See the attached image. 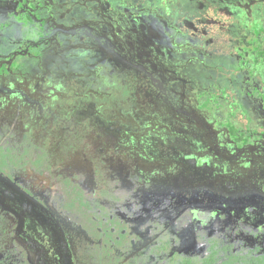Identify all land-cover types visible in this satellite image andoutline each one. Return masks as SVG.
I'll return each mask as SVG.
<instances>
[{"label": "flooded vegetation", "instance_id": "flooded-vegetation-1", "mask_svg": "<svg viewBox=\"0 0 264 264\" xmlns=\"http://www.w3.org/2000/svg\"><path fill=\"white\" fill-rule=\"evenodd\" d=\"M263 254L264 0H0V264Z\"/></svg>", "mask_w": 264, "mask_h": 264}, {"label": "trees", "instance_id": "trees-1", "mask_svg": "<svg viewBox=\"0 0 264 264\" xmlns=\"http://www.w3.org/2000/svg\"><path fill=\"white\" fill-rule=\"evenodd\" d=\"M264 255V254H263ZM239 257V256H238ZM261 257H262V259H263V261H260V262H249L248 264H264V256H260V255H258V258H256V257H254L253 258V260L255 259V261L257 260V261H259V259H261ZM231 258H234L233 256H231ZM237 258V257H236ZM237 259H240V258H237ZM241 259H243V258H241ZM261 259V260H262ZM229 261V260H228ZM228 261H221L220 263H218L217 261L215 262V261H213L211 264H241V263H239L238 262V260H237V262H234V263H228Z\"/></svg>", "mask_w": 264, "mask_h": 264}, {"label": "rangeland", "instance_id": "rangeland-1", "mask_svg": "<svg viewBox=\"0 0 264 264\" xmlns=\"http://www.w3.org/2000/svg\"><path fill=\"white\" fill-rule=\"evenodd\" d=\"M21 181H23V183H25V176L24 177H22L21 178ZM27 185H31V187L33 188V191L35 192V193H38V194H42L43 193V191H42V189H38L36 186H35V182L33 181V183L31 184V182H29V181H27V183H26ZM12 222L14 223V221L12 220ZM189 240V239H188Z\"/></svg>", "mask_w": 264, "mask_h": 264}]
</instances>
